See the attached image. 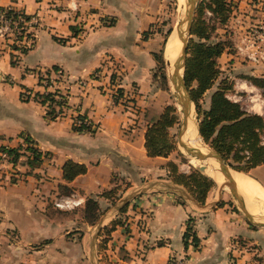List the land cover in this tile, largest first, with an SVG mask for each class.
<instances>
[{
  "label": "crops",
  "instance_id": "crops-1",
  "mask_svg": "<svg viewBox=\"0 0 264 264\" xmlns=\"http://www.w3.org/2000/svg\"><path fill=\"white\" fill-rule=\"evenodd\" d=\"M236 3L235 48L219 59L227 54L235 72L263 75L264 39L252 41L251 33L264 23V0ZM0 6L29 14L28 30L34 35L31 47L21 52L13 48L21 45L13 43L9 33L0 34V146L22 147L16 162L0 161V264H89L94 258L93 239L88 240L86 232L71 239L56 235L51 203L62 183L81 195L114 184H124L122 195L127 198L142 191L135 199L139 207L132 219H137L130 222L129 234L118 228L110 240L114 250H126L119 264H166L170 256L182 254L187 255L185 264H231L230 256L240 254L231 250V239L264 246V230L253 229L233 211L199 205L192 198L178 201L181 187L163 176L168 157L147 155V123L169 101L167 87L155 75L154 53L168 59L163 0H0ZM108 17L112 23L104 24ZM254 50L262 55L258 62L248 57ZM108 55L116 59L117 84L131 104L114 101L99 88L111 84L108 76L91 75ZM52 65L58 70L52 71ZM46 69L49 75L63 72L55 83L66 88L68 111L86 116L94 123L93 131L74 130L70 113L52 119L46 115L48 102L21 97L24 88L29 93L46 90L39 84ZM258 112L263 114L264 108ZM26 137L44 154L34 166L27 163L28 151L23 149ZM69 158L85 163L87 170L67 182L62 165ZM248 173L264 189V163ZM144 178L151 181L142 183ZM189 217L200 238L197 248L183 243ZM68 224L84 225L78 219ZM245 259L242 254L236 260L239 264Z\"/></svg>",
  "mask_w": 264,
  "mask_h": 264
},
{
  "label": "trees",
  "instance_id": "trees-1",
  "mask_svg": "<svg viewBox=\"0 0 264 264\" xmlns=\"http://www.w3.org/2000/svg\"><path fill=\"white\" fill-rule=\"evenodd\" d=\"M5 9L7 16L17 17L21 14L24 19H30L31 16L21 10H17L10 6L4 8L0 6V10ZM230 10V1L227 0H201L195 11V16L191 25V33L197 37V40L191 38L188 42L186 50L187 56L184 68V81L188 89L191 100L194 103L196 113L199 118L198 130L203 140L208 143L209 147L222 155L224 159L232 158L239 162L235 166V170L248 172L247 170L259 165L264 161V143L261 142V133L264 128V117L261 114L247 111L240 102L231 100L226 96L227 92L233 89V81L227 75H220L219 82L215 89L210 94L208 107H201L200 100L204 91L213 86L216 78L221 74L219 70L218 58L225 51L226 45L224 41L218 39L216 41H208L209 39V24L207 17H202L203 11L210 13V16L217 18L223 23ZM206 18V19H205ZM168 32L170 29L167 30ZM32 33H27L30 36ZM34 36V35H33ZM59 41H64L63 38L56 37ZM13 48H19L21 52H26L31 46H18L12 44ZM13 55V54H12ZM13 63L14 60L12 59ZM158 60L157 69L160 73L155 72L166 81L165 71L162 65V54L154 53ZM58 65H52L51 70H58ZM50 69H47L49 73ZM244 77L251 81L254 85L264 89V74H244ZM240 76V75H239ZM39 79H42L41 75ZM162 84V83H161ZM163 85V84H162ZM120 95L122 89L118 88ZM56 92V90H55ZM53 91L39 92L36 91L34 98L46 104V115L54 119L57 117L55 112V104H62L64 100L55 99ZM21 97H24L21 92ZM114 101L118 100V96L114 95ZM65 102V101H64ZM60 113L61 111H57ZM77 118L81 121L74 122L72 125L74 130L93 131L90 124L84 121V115L77 114ZM178 122V115L175 107L172 104H166L160 114L151 119L146 126L144 134V146L149 156H167L176 148V144L169 138L168 130ZM27 145L23 147L28 151L27 163L31 166L38 164L43 152L35 147L29 137L25 138ZM31 143V144H30ZM22 147L16 146H0V151L5 150L9 155L11 162H16L22 154ZM166 174L173 182L183 185L192 195L194 200L200 204H204L208 191L214 186L215 181L208 175L202 173L198 169L192 170L190 173L178 171L177 164L174 161L165 163ZM87 165L83 162H78L73 159H66L62 165V178L69 182L75 176L85 173ZM60 187L65 191H70V187L65 183L60 184ZM120 187L113 186L100 193L102 197L110 198L116 194ZM122 189V187H121ZM123 190V189H122ZM123 210V209H121ZM86 216V215H85ZM87 217V216H86ZM192 217L187 219L185 230L183 231V243L186 247L189 243L198 247L200 238L197 235L194 227L191 225ZM117 221H113L108 230H113ZM169 264V263H167Z\"/></svg>",
  "mask_w": 264,
  "mask_h": 264
},
{
  "label": "rangeland",
  "instance_id": "rangeland-1",
  "mask_svg": "<svg viewBox=\"0 0 264 264\" xmlns=\"http://www.w3.org/2000/svg\"><path fill=\"white\" fill-rule=\"evenodd\" d=\"M201 0H197L195 10H194V16H195V11L198 6V3ZM230 1V10L228 12V16L226 20L221 23L217 18H214L210 16L209 12L203 11L202 17H209L207 22L209 24V39L208 41H216L218 39H221L224 41L226 48L225 51H234L235 48V37L238 34L237 27L235 26V20H233V17L235 18L236 11H237V3L236 0H227ZM179 5V6H178ZM182 3L179 4V0H163V19L162 22L167 23V28L166 32L164 33V40L167 41L169 38V35L171 34L170 31L175 27L177 23V19L179 17V14L184 13L185 11V6H183V11L181 12ZM193 16V19H194ZM206 19V18H205ZM107 22L104 21V24H110L112 23L111 18H106ZM109 22V23H108ZM237 23V22H236ZM170 29L168 32L167 30ZM173 31V30H172ZM171 31V32H172ZM5 32L4 34H6ZM170 33V34H169ZM177 35V34H176ZM193 38L197 40V37L194 36L192 33L189 35V40ZM182 44V43H181ZM188 47V46H187ZM181 49V48H180ZM180 52V50H179ZM187 56V53H186ZM103 62L100 66L96 67L95 69L92 70V77L93 78H98L101 79L102 77L108 76V82L111 84L105 83L99 85V88L106 92V90L109 92V94L112 95L113 99L114 95L118 96V100L122 99L123 103L125 105L131 104V99L130 98H125L124 93H123V88L117 84V74L116 72L113 71L114 64H116V59H113L112 55H108L103 58ZM230 58H228V55L225 54L220 59L218 58V65H219V70H221V74L218 75L216 78L213 86L209 88L208 90L204 91V93L201 96L200 100V105L201 107H208L209 105V100H210V94L212 91L215 89L217 83L219 82L220 75H227L229 78L227 81L230 82L231 80L233 81V89L230 92H234L236 94H242V98L240 99V102L243 107H248L252 103L249 99H246L244 95H246V92L242 90V85L244 86L242 82L241 76H245L243 73H237L233 69V65L231 64ZM162 65H163V70L165 71L166 75V81L161 79L160 77L159 82L161 86L167 87L168 93H169V104H172L177 112L178 115V122L174 124L172 127L169 128L168 133H169V138L173 140L176 144V148L171 151L166 157V163L168 161H174L177 164L178 171L184 172V173H190L194 169L200 170L202 173L206 174L203 170L200 169L199 165H194L190 159H192L191 155H189L184 149L180 147L178 144V132L181 127V112H180V107L179 104L177 103L176 96L174 95V88L173 85L169 79V72L170 68L167 65L166 58L162 59ZM157 73H160L157 69ZM183 73V79H184V72ZM240 75V76H239ZM40 76V75H39ZM64 74L62 71H57L53 72L52 75H49L47 73V69L42 71L41 77L42 79H39V84H41L46 90V91H53L55 99H60V96L63 97L64 100L62 101V104H55V112L57 114V117H60L65 114H71L70 118L72 120V125L74 122H80V120L77 118V114H73V112H69L68 108L69 105L67 103V95L68 93L65 91L66 88H62L60 83H55L61 81L63 78ZM231 79V80H230ZM230 80V81H229ZM82 81V80H81ZM237 81V82H236ZM185 82V81H184ZM236 82V83H235ZM163 85H162V84ZM240 84H242L240 86ZM118 88H121L122 91L119 94L118 93ZM187 88V87H186ZM48 89V90H47ZM29 89H23V96L26 97L27 95H30L34 98L35 91H31V93L28 92ZM56 90V92H55ZM188 90V89H187ZM248 94L256 97V90H251L250 92L248 91ZM264 97V93H263ZM117 100V101H118ZM65 101V102H64ZM258 102V101H255ZM167 103V104H168ZM258 103L255 104V108L257 109ZM193 112H194V117L196 120V123L198 124L199 118L195 110L194 103L192 105ZM61 111L58 113L57 111ZM64 112V113H63ZM84 121H89V119L84 116ZM91 127L93 126V122H89ZM199 134V133H198ZM201 141L203 144H205L207 147H209L208 143H206L203 138L200 136ZM210 148V147H209ZM226 163H228L230 166H233L235 168L236 165H239L240 163L237 161H234L232 158H226L224 159ZM264 161H262L260 164H263ZM233 168V169H234ZM235 170V169H234ZM238 171V170H236ZM249 171V169L247 170ZM242 172V171H239ZM246 174H249L248 172H243ZM164 177L168 178L169 183L175 185V187H181L180 189H183L182 191L184 193H180V191L177 193L178 195L176 196V199L182 203L186 202V198L192 197V195L187 191V189L178 183L173 182L168 175H163ZM144 180L146 181H151L150 179L144 178L142 183H144ZM122 185L124 184H114L113 186L120 187L116 194H113L112 197L110 198H105L100 195V193L108 188L102 189L99 193L96 194H91V195H81L80 193H77L75 191H65L63 188H59L55 197L58 198L60 196H65V195H74L75 197L82 196L83 200L81 203L75 205L74 207L68 208V209H61L57 208L53 205V202L51 205L54 208H51L54 216L56 218V235L62 233L64 238L71 239V238H79L83 236L86 232V236L88 237V240L93 239V255L94 258L89 261V264H119L120 263V258L124 259L126 256V250L123 248V246H120L116 248L115 250L113 249V244L110 242L112 238V234L115 231V229L120 228L121 230L124 231L126 235L129 234L130 231V222H135L132 218L134 217L135 213L134 211H138V205L136 204V197L141 194L142 191H137L135 192V196L132 198H127L125 195H122L123 187ZM223 185L222 183H216L214 186L208 191L206 200L204 204L198 203L199 205H207V204H215L212 205V209L216 208H223L225 212L227 211H233L236 215H238L242 220L247 222L250 227L253 229H263L264 226L262 225H257L252 223L251 221L248 220L246 217L244 211L241 209L239 203L237 200L232 196L229 188L228 189H223L221 187ZM111 186V187H113ZM141 187V186H140ZM139 187V188H140ZM110 188V187H109ZM125 196V198H124ZM52 199V201L54 200ZM193 198V197H192ZM194 200V198H193ZM264 201V199L262 200ZM249 207V206H248ZM123 209V210H121ZM256 212L257 210L254 209ZM259 213V212H257ZM46 214V213H45ZM87 217H86V216ZM72 220H80L83 222V227H79L78 224L71 225L68 224V221ZM113 221H117V224L115 225V228L113 230H108V228L111 226ZM142 221V220H141ZM138 221V225L141 224L142 222ZM85 224H87L85 226ZM191 225L194 227V218H192ZM67 231V232H65ZM60 232V233H59ZM191 244V243H190ZM231 244V250H235L237 253L240 252L239 256H230V261L231 264H238L237 263V258L240 257L242 254H246V259L245 261L239 263V264H264V246L261 244H258L257 242H253L252 240H247L246 238H239L235 237L231 239L230 241ZM193 247H195L193 244H191ZM197 248V247H195ZM187 259L186 254H182L178 257L176 256H170L169 259L167 260V263L169 264H185ZM166 263V264H167Z\"/></svg>",
  "mask_w": 264,
  "mask_h": 264
},
{
  "label": "water",
  "instance_id": "water-1",
  "mask_svg": "<svg viewBox=\"0 0 264 264\" xmlns=\"http://www.w3.org/2000/svg\"><path fill=\"white\" fill-rule=\"evenodd\" d=\"M196 3H197V0H184V3L181 6L186 5L185 11L184 13L179 14L177 23L174 27L178 38L182 42L179 55L177 59L175 60V62L173 63L172 67L170 68V72H169V79L173 85L174 95L176 96L177 103L179 104L180 112L182 115L181 127L177 135L178 144L179 145L181 144V147H183V149L192 157L202 159V160H206L208 158L215 159L218 162V167L215 170L218 169L225 177V181L223 185L228 186L232 196L237 200V202L239 203L241 209L244 211L248 220L254 224L264 226V221L254 219L253 216L250 214V212L247 210L245 201L238 192L236 180L233 174L231 173V168H234V167L226 163L222 155L216 152L215 150H213L211 147L208 149L207 152H202L201 150L193 149L185 141L181 140V136L186 131L187 125H188V118H189L188 115H189L190 104L193 105V101L191 100L189 92L186 88L182 72H184V68H185L186 50L188 46L189 35L191 33V25L193 21ZM166 61H167V65L169 66L170 65L169 60H166ZM180 70H181V73H179ZM197 130H198V124H197ZM198 133H199V130H198ZM206 165L207 163L200 165V169L204 170ZM208 176L211 177L210 175ZM179 191L180 193H184L181 189H179ZM189 198H192V197H189Z\"/></svg>",
  "mask_w": 264,
  "mask_h": 264
},
{
  "label": "bare ground",
  "instance_id": "bare-ground-1",
  "mask_svg": "<svg viewBox=\"0 0 264 264\" xmlns=\"http://www.w3.org/2000/svg\"><path fill=\"white\" fill-rule=\"evenodd\" d=\"M184 3V0H179V4ZM179 6V5H178ZM181 6V5H180ZM183 11V6L181 8V12ZM181 40L176 35L175 28L169 35V44L167 47V60H169V68L172 67L173 63L177 59L179 55V50L181 48ZM166 57V55H165ZM181 73V70L179 71ZM189 118L188 125L186 131L181 136V140L185 141L188 145H190L193 149L201 150L202 152H207L209 147H207L201 141L198 130L197 123L194 117V112L192 108V104L189 107ZM181 147V144H180ZM183 149V147H181ZM190 161L195 165H203L207 163L205 169L203 170L205 173L210 175L216 183H224L225 177L223 174L217 169L218 162L213 158H208L206 160L198 159L195 157H191ZM231 173L233 174L239 194L243 197L245 201V205L247 210L253 216L254 219L264 221V189L262 186L253 179L249 174L239 172L231 168ZM223 189H228L227 185H221ZM249 206V207H248ZM254 209L257 210V213Z\"/></svg>",
  "mask_w": 264,
  "mask_h": 264
},
{
  "label": "built area",
  "instance_id": "built-area-1",
  "mask_svg": "<svg viewBox=\"0 0 264 264\" xmlns=\"http://www.w3.org/2000/svg\"><path fill=\"white\" fill-rule=\"evenodd\" d=\"M10 6H4V8H9ZM30 19H24V17L21 14H18L17 17H11L7 16L5 13V9L0 10V34H4L5 32L9 33L12 37L14 42H18L21 46L27 45L31 46L34 41V36L31 34L30 36H27L26 34L30 31L28 30V26L30 24ZM261 31H264V23L260 27H255L254 30L251 33L252 41H255L258 39H264V36L261 35ZM31 33V32H30ZM257 50H254L252 53L248 54V57L254 61L258 62L260 58H262L261 54L256 53ZM237 82V81H236ZM235 82V83H236ZM242 90L246 92V99H249L252 101L250 106L244 107L249 112H254L261 114L264 117V112L259 113V109L264 108V89L260 88L256 85H254L251 81H249L246 78H242ZM256 90V97H253L248 94V91ZM226 96L230 98L231 100L240 102V99L242 98V94H236L234 92H227ZM258 101V102H255ZM241 103V102H240ZM258 103L257 109L255 108V104ZM81 122V121H80ZM87 124H90V121H85ZM79 123V121L77 122ZM261 142L264 143V128L261 133ZM0 161L10 163L9 155L5 150L0 151ZM83 200L82 197H75L74 195H65L60 196L58 198H55L53 200V205L57 208L61 209H68L71 207H74L75 205L81 203Z\"/></svg>",
  "mask_w": 264,
  "mask_h": 264
}]
</instances>
